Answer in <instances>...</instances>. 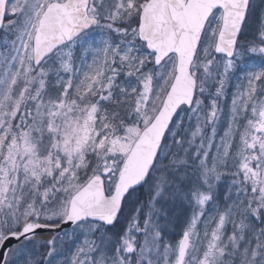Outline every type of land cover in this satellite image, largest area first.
I'll list each match as a JSON object with an SVG mask.
<instances>
[{"label":"snow or ice","instance_id":"obj_1","mask_svg":"<svg viewBox=\"0 0 264 264\" xmlns=\"http://www.w3.org/2000/svg\"><path fill=\"white\" fill-rule=\"evenodd\" d=\"M0 264H264V0H0Z\"/></svg>","mask_w":264,"mask_h":264}]
</instances>
